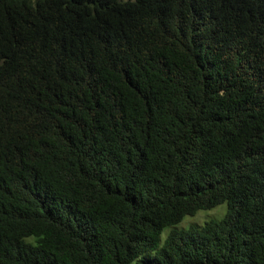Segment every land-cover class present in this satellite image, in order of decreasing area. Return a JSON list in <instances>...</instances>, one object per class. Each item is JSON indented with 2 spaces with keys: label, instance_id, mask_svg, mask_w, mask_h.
<instances>
[{
  "label": "trees",
  "instance_id": "1",
  "mask_svg": "<svg viewBox=\"0 0 264 264\" xmlns=\"http://www.w3.org/2000/svg\"><path fill=\"white\" fill-rule=\"evenodd\" d=\"M0 264H264V0H0Z\"/></svg>",
  "mask_w": 264,
  "mask_h": 264
},
{
  "label": "rangeland",
  "instance_id": "2",
  "mask_svg": "<svg viewBox=\"0 0 264 264\" xmlns=\"http://www.w3.org/2000/svg\"><path fill=\"white\" fill-rule=\"evenodd\" d=\"M225 212H226V205L222 204L212 210L198 212L193 217H185L179 225L165 229L161 235V240L164 239L165 235L169 231L174 229L180 231V230H186L191 227L198 228V227H202L207 222L219 221L224 217Z\"/></svg>",
  "mask_w": 264,
  "mask_h": 264
}]
</instances>
